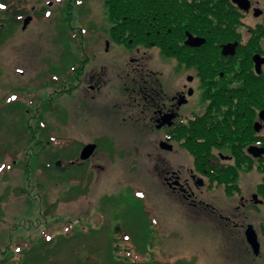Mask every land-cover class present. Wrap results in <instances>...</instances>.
<instances>
[{
    "label": "flooded vegetation",
    "instance_id": "af4514ba",
    "mask_svg": "<svg viewBox=\"0 0 264 264\" xmlns=\"http://www.w3.org/2000/svg\"><path fill=\"white\" fill-rule=\"evenodd\" d=\"M115 1L108 8L104 0V12L111 27L110 41L128 51L121 65L98 63L96 46L100 40L91 36L102 32L98 24L101 5L94 8L97 0H0V51L13 59L22 55L43 21L64 34L77 35L90 29L84 41L64 43L71 56L64 69L76 76L78 86H71L68 80L57 94L68 97L76 93L81 102L90 105L98 101L103 106L114 104L123 114L124 127L131 131L129 136L137 142L138 158L146 155L141 145L146 138L158 139L161 151L171 155L172 160L167 161L160 157L155 168L162 195L169 202L186 215L213 218L215 223L208 225L225 229L230 239L236 236L242 243L248 244L247 230L252 227L263 249L261 184L247 195L239 184L243 173H233L231 178L238 180L233 194L240 203L231 205L224 197L225 205L217 208L209 196L220 189L223 195L232 194L228 185L212 181L214 170H236L244 163L249 175L256 176L264 163V155L250 153L252 147L264 149V0H126V6ZM92 9L99 13L97 20L75 31L74 13L86 17L89 12L91 16ZM125 29L128 38L121 32ZM106 46L109 52L111 42ZM18 67L5 73L0 82L4 88L8 82L15 83L9 86L8 97L16 87H32L33 78ZM17 76L22 77V85ZM61 99L66 98H58L60 105ZM61 108L54 127L44 126V116L30 117V111H25L28 116L19 111L23 115L17 121L20 132L7 150L45 149V159L53 155L56 164L63 163L61 169L65 162L75 165L81 161L88 145H97L89 161L95 155L105 156L100 147L103 137L76 138L71 129L75 127L62 121V115L70 116ZM32 118L37 122V129L33 127L36 131ZM1 138L0 149L6 142ZM162 143L172 149H163ZM23 161L28 163L29 158ZM96 167L101 169V165ZM255 196L263 203H257ZM188 207L191 211L184 209ZM247 249L252 252L249 244Z\"/></svg>",
    "mask_w": 264,
    "mask_h": 264
},
{
    "label": "rangeland",
    "instance_id": "374dc122",
    "mask_svg": "<svg viewBox=\"0 0 264 264\" xmlns=\"http://www.w3.org/2000/svg\"><path fill=\"white\" fill-rule=\"evenodd\" d=\"M104 4L97 0L94 7L101 5L98 24L102 32L91 35L100 40L98 63L121 65L128 51L110 41ZM74 14L72 26L78 31L79 26L96 21L99 13L92 9L91 16L89 12L86 17ZM39 27L22 55L13 59L0 51V82L19 65L33 78L32 87H16L9 97V86L15 83L8 82L5 88L0 85V136L6 140L0 149V264H264V248L256 257L248 251V244L236 236L230 239L223 228L208 225L215 223L213 218L186 215L162 195L155 168L160 157L165 161L172 158L161 151L158 139H144L141 145L146 155L138 158L137 142L129 136L131 131L124 127L123 114L114 104L103 106L98 101L90 105L81 102L76 93L66 94L68 97L57 94L66 83L78 86L76 76L64 69L71 59L64 43L84 41L90 29L73 35L71 31L64 34L51 22L43 21ZM107 42H111L109 52ZM16 78L22 85V77ZM60 97L66 98L61 99L62 105ZM61 106L70 116L61 119L75 127L71 129L76 138L103 137L100 147L105 156L95 155L92 161L75 165L65 162L64 167L73 166V170L62 175L54 171L53 155L45 159V149L7 150L21 126L17 125L23 116L19 111H30V117L44 116V126L54 127ZM6 121L14 124L10 127ZM36 124L32 118V129H37ZM28 158L29 165L23 161ZM263 180L264 173L252 176L243 172L239 184L251 195ZM229 191L232 194L223 195V189L214 190L209 198L217 208L225 205L224 197L231 205L240 203L233 190ZM259 198L264 202L263 195ZM184 209L191 211L190 207ZM260 210L264 213V206Z\"/></svg>",
    "mask_w": 264,
    "mask_h": 264
},
{
    "label": "trees",
    "instance_id": "16d2710c",
    "mask_svg": "<svg viewBox=\"0 0 264 264\" xmlns=\"http://www.w3.org/2000/svg\"><path fill=\"white\" fill-rule=\"evenodd\" d=\"M119 1H122L121 2L122 6H126L127 5V1L126 0H119ZM115 2H116L115 0H106L107 7L108 8H112V6L115 4ZM123 15H127V14H122V16ZM111 17H113V16L111 15ZM121 32L123 34H125L126 38L130 37V34H128L126 29L121 31ZM118 37H119V35H118ZM260 164H261L260 165V172H261V174H263L264 173V163L261 162ZM230 169H231V167L226 172H223L221 170L216 172L214 169H212V170H214V172L210 173L212 181L214 183L218 184V185L226 184V185L229 186V189L231 188L232 190H234L235 189V185L237 184L238 180L235 179V178H231V175L233 173H237V175H240L243 172L245 173V172H249V171L246 168V165L244 163H242V165L239 164V166L236 167V170H232V169L230 170ZM72 170H73V166L67 165L66 167L62 168L61 170L56 167V170H54V171L55 172H59V173H61V172H68L69 173V171H72ZM261 187L264 188V182H263ZM263 193H264V190H263ZM263 197H264V194H263ZM3 264H5V263L3 262ZM11 264H21V261L20 262L19 261L18 262H13Z\"/></svg>",
    "mask_w": 264,
    "mask_h": 264
},
{
    "label": "water",
    "instance_id": "95a60500",
    "mask_svg": "<svg viewBox=\"0 0 264 264\" xmlns=\"http://www.w3.org/2000/svg\"><path fill=\"white\" fill-rule=\"evenodd\" d=\"M261 118L264 119V111L261 114ZM257 130H259V126H257ZM161 146L165 150L170 151L172 149V147L167 146L166 143H162ZM96 148H97V145H95V144L86 146L82 152L81 161H89V159L92 158V156L96 152V150H97ZM250 153H253L256 157H261L264 155V149H259L258 147H252V149L250 150ZM62 166H63L62 162H59L57 164V168H59V169H61ZM254 199H256L257 203H259V202L263 203L262 201L259 200V198H257V196H255ZM247 242L251 246L253 254L256 257L260 256V254H261V243L259 242L257 232H255L252 227H250L247 230Z\"/></svg>",
    "mask_w": 264,
    "mask_h": 264
}]
</instances>
